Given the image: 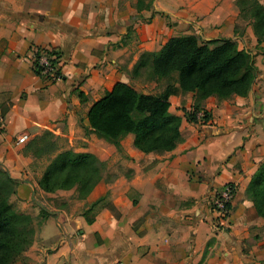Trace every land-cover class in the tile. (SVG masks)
Masks as SVG:
<instances>
[{"label":"crops","instance_id":"obj_1","mask_svg":"<svg viewBox=\"0 0 264 264\" xmlns=\"http://www.w3.org/2000/svg\"><path fill=\"white\" fill-rule=\"evenodd\" d=\"M136 3L0 0V169L18 182L13 204L41 221L25 264H264V218L247 195L264 163V42L240 20L236 0ZM185 34L234 39L249 51L257 74L248 95L203 100L205 122L202 111L195 122L185 116L194 92L171 95L183 140L162 153L138 149L132 133L119 150L91 132L90 106L117 82L135 84L130 71L143 52ZM33 46L61 52L62 81L35 73ZM44 131L63 148L95 152L112 177L86 198L74 188L43 191L46 164L25 146ZM23 134L28 140L18 143ZM227 184L232 210L217 228L210 202Z\"/></svg>","mask_w":264,"mask_h":264},{"label":"trees","instance_id":"obj_2","mask_svg":"<svg viewBox=\"0 0 264 264\" xmlns=\"http://www.w3.org/2000/svg\"><path fill=\"white\" fill-rule=\"evenodd\" d=\"M153 0H137L138 9ZM240 20L251 25L258 43L264 42V4L260 0H236ZM245 27L237 24L235 33ZM52 54L61 56L56 49ZM257 68L253 55L240 49L237 40L224 38L201 40L195 34L168 39L158 51L143 52L130 71L134 83L117 82L89 108V129L98 137L121 149V139L134 134L135 146L145 153L173 150L183 140L182 117L170 111V96L178 92L195 93L192 111L184 110L189 121L210 115L200 110L201 102L211 96L220 99L232 95L247 96L255 81ZM165 82L159 93L143 86L147 82ZM179 85V86H178ZM25 152L47 160L39 187L46 192L75 189L76 197L86 198L104 180L107 163L95 152H77L63 148L51 131L31 139ZM18 182L0 169V264H25V252L34 242L38 217L20 211L11 201ZM247 195L257 213L264 218V163L253 175ZM94 205V203H93ZM91 222V218H87Z\"/></svg>","mask_w":264,"mask_h":264},{"label":"built area","instance_id":"obj_3","mask_svg":"<svg viewBox=\"0 0 264 264\" xmlns=\"http://www.w3.org/2000/svg\"><path fill=\"white\" fill-rule=\"evenodd\" d=\"M56 49L51 46H33V69L37 75L50 83L60 82L64 78L62 72V54L59 58L52 54L51 51ZM203 119V112H200ZM204 121V120H203ZM205 122V121H204ZM29 136L23 134L18 138V143L27 141ZM235 188L232 184H227L224 189L217 193L211 200V211L215 216L213 217L214 225L219 228L222 226L224 220L231 214V201L233 199ZM116 264H127L124 261H119Z\"/></svg>","mask_w":264,"mask_h":264},{"label":"rangeland","instance_id":"obj_4","mask_svg":"<svg viewBox=\"0 0 264 264\" xmlns=\"http://www.w3.org/2000/svg\"><path fill=\"white\" fill-rule=\"evenodd\" d=\"M260 1L264 4V0H260ZM148 83H149V82H148ZM164 84H165V82L158 83L157 85L149 84V85L147 86V88H148L150 91H152L153 93H159V92L162 91ZM60 143H61V142H59V144H60ZM119 156L121 157L122 154H119ZM111 161H112V160H111ZM111 161H109V162H111ZM46 163H47V160L44 159V160H43V164L45 165ZM107 167H108V165H107ZM111 170H112L111 168H106V171H107V172H106V179L112 177V175H113V171H111ZM92 214H93V211H92Z\"/></svg>","mask_w":264,"mask_h":264}]
</instances>
